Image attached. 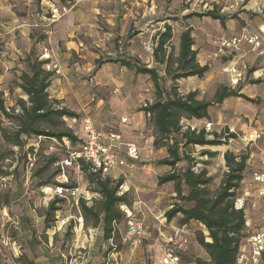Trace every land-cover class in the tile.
I'll return each mask as SVG.
<instances>
[{
	"label": "rangeland",
	"instance_id": "1",
	"mask_svg": "<svg viewBox=\"0 0 264 264\" xmlns=\"http://www.w3.org/2000/svg\"><path fill=\"white\" fill-rule=\"evenodd\" d=\"M42 2H45V6L52 7V3L49 4L46 0ZM171 3L172 0H142L137 3L130 0H82L75 4L70 13L51 25L47 20V7L43 9L38 0H0V99L4 100L8 109L15 108L19 112L17 100L27 99L16 86L20 73L27 70L25 59L28 55L41 57L48 49L51 56L48 59L49 70L55 71V66L61 70L60 74L55 71L56 76L49 93L54 96L61 91L67 92V99L60 100L61 105L72 108L81 115L79 119L64 118V126L83 137L85 122L91 119L98 131L105 135L110 132L117 133L121 136V141L126 143L124 137L130 125L122 123L123 117L120 114L124 110L118 111L117 108L120 103L126 102L127 109L134 108L136 111L141 110L145 104L152 103L156 98L153 82L149 76L136 75L132 69L113 63L98 65L97 62L119 58L136 60V56L129 55L131 40L128 35L130 31L135 33L134 30L141 28L146 34L139 43L142 59L138 60L141 64L151 66L157 34L153 30L155 27H163L164 20L179 22L181 18L176 12L171 14L174 17L167 16ZM197 5L196 10L202 9L200 3ZM132 9L137 12L134 17L125 16ZM150 10L156 13L151 14ZM259 15L253 13L250 17L254 19ZM258 19L264 21L263 18ZM196 26L198 45H201L205 36L217 37L220 29L214 20L201 24L198 21ZM69 41L77 43L79 48L63 59L68 63L66 67L70 71V74L65 75L54 52L65 56L64 50ZM177 50L176 47L175 54ZM153 65L162 76L161 86L166 92L176 85L178 91L184 94L192 89V85L203 83L199 78L175 83L166 75L163 66L156 63ZM198 98L212 100L214 88L202 89ZM260 103V99H255L254 104L246 101L235 110L222 105L214 106L210 110L209 120L183 121L184 126L197 131L206 128L209 139H213L214 133L236 135L228 145H181V153L195 161L193 171L198 173L205 168L212 176L211 190L215 191L220 187L227 172L224 160L227 150L237 155H253L255 158L263 153L264 142L257 141V144L250 145L244 141L247 132L259 126L257 121L264 115L261 111H255V104ZM0 127L11 131L15 124L0 114ZM152 134H155L154 127L147 117L146 135ZM175 138L181 141L180 136ZM221 140L225 142L224 137ZM31 148L34 150L31 151ZM154 150L156 158L152 157V160L149 156L141 160L134 170L130 168L131 173L126 172L125 177V181L131 186L127 191L131 205L129 207L135 219L144 222V229L140 234H130L128 219L125 217L117 225L115 241L106 242L101 227H86L76 203L77 196L83 197L88 205L98 204L101 197L90 190L92 187L78 166H66V155L62 146L56 140L32 137L26 139L25 147L21 151L0 135V264H163L165 249L170 242L177 246L182 245L183 263L196 258L209 260L208 254L197 240L201 235L208 236L203 225L198 222L182 225L181 216L172 222L166 221L165 212L174 203V185L169 183L158 186V179L151 178V170L162 175L171 170L170 167L158 164L159 160L167 156V149ZM51 154H56L60 159L54 164L52 171L59 164L65 166L63 175L56 179L75 184L78 187L77 196L73 197L69 192L59 194L52 185H40L44 179L39 175L38 169L46 164ZM123 154V157H127L124 152ZM187 166L188 162L183 161L177 170L182 171ZM117 170L119 168L112 169L109 176L117 179ZM251 174L252 172L250 176L246 175L245 184L250 180ZM144 176L149 177L147 181ZM133 179L138 180L142 189L138 191L133 187ZM246 188L247 185H244L243 189ZM55 196H65L66 202L56 215L55 225L46 230L43 216ZM261 204L264 205L263 202ZM112 243H115V247ZM240 253L248 256L252 254L249 240H243Z\"/></svg>",
	"mask_w": 264,
	"mask_h": 264
},
{
	"label": "trees",
	"instance_id": "2",
	"mask_svg": "<svg viewBox=\"0 0 264 264\" xmlns=\"http://www.w3.org/2000/svg\"><path fill=\"white\" fill-rule=\"evenodd\" d=\"M42 1L44 0H38L39 3ZM46 1L56 7L74 8L76 4V0ZM46 7L49 17L47 20L50 23L51 7ZM195 16L217 20L224 27L229 19L238 18L237 15L221 14L217 7L202 14H189L184 18L190 19ZM137 34L138 32L130 31L128 38L131 39ZM172 39L173 28L166 23L164 30L155 35L154 61L164 67L166 75L170 76L175 83L190 77L203 78L210 68L208 65L201 66L198 62V51L193 49L195 45L193 28L189 27L181 33L177 54H175V47L171 44ZM41 57L34 58L32 55H28L25 59L27 70L20 73L19 82L16 86L27 99L19 98L17 100V105L20 107L19 112H16L17 109L15 108L8 109L4 100L0 99V114L15 124L11 131L0 127V135L6 142L19 147L21 151L25 147L26 139L32 137L56 140L68 157L69 150L64 140L69 141L71 149H78L84 143V138L72 129L65 127L63 119H79L81 115L61 105L60 100L51 98L49 89L56 72L47 69L50 60ZM97 63L98 65L104 63L118 64L121 67L132 69L136 75L149 76L153 82L156 98L152 103L142 107L141 111L153 124L155 131L154 148L167 149V156L159 160L158 164L170 167L171 170L158 177L157 185L163 186L172 183L175 196L174 203L165 212V219L167 222H172L181 216L180 223L182 225L198 222L208 232L207 237L201 235L197 240L208 254L209 260L196 258L193 261L183 263L184 253L181 252L183 249H177L178 264H237L243 240H248L250 235L258 229V225L254 229H248L246 212L235 208L236 198L241 195L239 190H243L246 175L249 172L248 160L250 156L248 154L237 155L227 150L224 154L227 172L220 187L213 191L210 188L212 176L205 168L198 173L194 172L192 168L195 161L190 156L181 153V145H228L230 140L236 138V135L228 132V134L226 132L214 133L213 139H209L206 128L200 131L188 128V130L183 131L182 123L184 120H209L210 108L221 105L229 97H239L251 103H254L255 100L241 94L240 90L231 89L227 86H221L212 100L199 99L198 90L182 94L176 85H173L170 91L166 92L161 86L162 76L158 69L141 64L138 59L132 61L127 58H119ZM260 82H253V84ZM177 135L180 136L181 141L175 138ZM223 137L225 142L221 140ZM33 150L34 148H31V151ZM59 160L56 154H51L46 164L38 169L39 175H42L41 177L44 179L40 185L46 187L52 185L55 189L63 188L64 190L78 189L75 184L60 182L56 179L65 171L63 164H59L52 171V167ZM183 161L188 162L187 168L182 171L177 170L178 165ZM75 165L84 173L89 186L92 187L90 190L101 197L98 204L92 205H88L83 197L79 198L78 207L86 227H101L104 240L106 242L115 241L117 225L126 217L120 207L122 205L131 206L128 200V192L119 195L120 188L125 183V177L113 179L109 175H104L102 171H93L89 164L82 161ZM65 202V196H55L49 202L43 216L46 230L55 225L56 215L62 210V204ZM258 211L260 214L263 213L264 205L259 204ZM114 245L115 243H113Z\"/></svg>",
	"mask_w": 264,
	"mask_h": 264
},
{
	"label": "crops",
	"instance_id": "3",
	"mask_svg": "<svg viewBox=\"0 0 264 264\" xmlns=\"http://www.w3.org/2000/svg\"><path fill=\"white\" fill-rule=\"evenodd\" d=\"M81 1L82 0H76V4L81 3ZM117 1L120 2V1H125V0H117ZM130 1L137 3V1L139 2L142 0H130ZM198 3L201 4L200 8L203 6L202 9L200 10H196V7H198L197 5ZM45 5H46L45 2H41V6L43 7V9L46 8ZM215 7H217V9L223 15H227V16L237 15L238 18L229 19L226 22L225 27L222 26V24L219 21L214 20L220 26L218 36L215 38H212L211 36H205L203 40L201 41V45H198L196 36H195L196 27H197L196 22L199 21L200 24L207 23L208 21H211L212 19L207 18V17L199 18L196 16L190 19H187V20H183V18L192 13H201V14L205 13L209 10L214 9ZM134 10L135 9L129 10V13L125 16L134 17V13H137ZM174 12L179 14L178 17H181L179 22H174V21L172 22L171 20H168V19L163 21L164 26L167 23L171 25L173 28V39H172L171 44L175 47V49L176 47L178 49L179 44H180L181 33L187 28L192 27L193 37L195 40V45L193 46V49L198 51V56H197L198 62L200 63L201 66L208 65L210 68L209 72L203 78H199L200 80L203 81V83L197 86L192 85V89H189L184 94H187L190 91H195L197 89L198 91H202V89H207L210 87V88H214V95H215L221 86H227L231 89L240 90L241 94H244L247 97L252 98L254 100L260 99L261 100L260 105L255 104V107H256L255 111H261L262 113H264V41H263L264 35L260 33V28L264 26V21H262V19H258L259 17L264 19V15H263L264 0H194L193 3H191V0H172L167 16L174 17L171 15ZM150 13L155 14L156 11L150 10ZM253 13H257L258 15L259 14L260 15L259 17H255L256 19L255 18L251 19L250 16H252ZM151 26L155 27V25L153 24ZM164 26L155 27L156 29L153 30V32L155 31L159 32L161 30L163 31ZM134 31L138 32V34L130 39L131 45L129 49L130 50L129 55L136 56V59L138 58L142 59V55L140 54L141 46L139 45V43L141 42L140 40L142 39V37L146 34V31L141 28H137ZM250 35H259L260 37H262V47L259 50L253 49V46L248 44L247 42H243L237 48L225 50V52H223L220 48L219 44L221 40H230L232 38L250 36ZM78 48L79 46L77 43L69 41L68 43H66V50H64L65 56L59 55L56 51L54 52L56 61L60 63L61 66L63 67L62 69L65 75L70 74V71H68L66 67L68 63L64 62L63 59L69 57L73 51H78ZM223 61L225 63H222ZM155 63L156 62L154 61V58H153V64ZM153 64H151V66L148 64L147 65L149 67H154ZM231 67H235L240 72L243 73V77L241 81L239 82L238 86H233L231 83V75L228 74L227 72V70ZM247 73H250V74L247 75ZM246 75L250 77L247 78ZM194 78H198V77H190L187 79H182V81H189V79H194ZM257 81H261V82L258 84H253V82H257ZM65 93L67 92L61 91V92H58V94L54 96H51V95L50 96L55 99L64 100V99H67V96ZM243 101L246 102L244 99L239 98V97H229L225 99L221 105L224 108L235 110L238 106H241L242 103H244ZM248 104H254V103L248 102ZM125 106H126V102L120 103L117 109H119L118 111L124 110V113L120 114V116L123 117L122 123H125V125L127 126L130 125L128 126V130L126 131V136L124 137L126 141V143L124 144L133 143L137 146L138 151H139V158L138 160L135 161V166H134L135 168L139 166V164L141 163V160H144L145 158L149 156L153 160L152 157L156 156V154H154L155 150L153 146L154 135L153 134L151 136L146 135V115L145 113L142 112L141 110L135 111L134 108L127 109ZM73 107H76L78 109L77 106H73ZM70 109L74 110L72 108ZM262 116L263 117H261V119L257 121L259 123V126L254 127L253 130L264 127V115ZM124 120L126 121L124 122ZM191 121L200 122V120H195V119ZM253 130H249L247 134L249 135ZM258 141L264 142V139H260ZM257 143L258 142H255L251 145H255ZM123 150L125 151L124 148ZM248 164H249V171H251L252 173L256 171H263L264 170V150H263V153L257 158L251 155L249 157ZM130 168L131 167H123L117 170L115 172V175H116L115 178H119L121 176L127 177L126 172L131 173ZM134 168L131 170H134ZM250 173H248L249 176H250ZM151 174H152L151 178L152 179L155 178V180L158 179V177L162 175L159 173L156 174V171L153 172V170H151ZM143 178L144 180L147 181L148 180L147 178L149 177L144 176ZM250 181H251V178L245 184L247 185L246 189L251 191L253 195L252 201H256L259 205L262 203V200L257 198V195H256L257 194L256 190L259 187H255V186L249 187ZM125 182H126L125 190L127 192L131 186L130 184H128L127 181ZM133 187H136L138 191L142 189V185L136 179H133ZM138 205H141L140 202H138ZM257 214H260L258 209H252L251 218L247 221L248 229H254V227L259 225Z\"/></svg>",
	"mask_w": 264,
	"mask_h": 264
},
{
	"label": "built area",
	"instance_id": "4",
	"mask_svg": "<svg viewBox=\"0 0 264 264\" xmlns=\"http://www.w3.org/2000/svg\"><path fill=\"white\" fill-rule=\"evenodd\" d=\"M72 9L73 8L67 6L56 7L52 5V17L49 24L52 25L53 23H56L62 17L70 13ZM260 33L264 35V26L260 28ZM243 42H247L248 44L252 45L253 49L259 50L262 47V37L259 35L242 36L232 38L230 40H221L219 45L221 50L225 52V50L239 47ZM50 57L49 51L46 49L42 55V58L50 59ZM47 68L50 69V64L47 66ZM54 69L57 73H61L59 67L55 66ZM227 72L231 75L232 85L238 86L243 77V73L235 67L229 68ZM125 121L126 120H124V122ZM84 127V143L78 149H71L69 141L64 140V143L69 150V155L64 161L66 166L78 164L82 161L89 164L93 171H102L104 175H109L110 171L115 168H134L135 161L139 158V151L135 144H124L121 141V136L117 133L110 132L108 135L103 134L102 132L98 131L97 128H95L91 119L86 120ZM192 129L194 130V128ZM186 130H188V126L183 125V131ZM260 139H264V127L253 130L248 136H246L244 141L251 145ZM123 147H125V151L123 150ZM123 152L127 157H123ZM254 186L259 187L256 190V195L257 198L261 199L264 203V170L256 171L251 174L249 187ZM55 190H57L59 194L69 192L73 197L77 196L78 193L77 189L64 190L63 188H56ZM125 192L126 190H124L123 185L120 188L119 195H123ZM239 192L241 195L236 198L235 208L237 210H244L246 212L248 221L251 218L252 209H258V203L256 201H252L253 195L250 190L243 189L239 190ZM79 198V196L76 197V203H78ZM120 208L128 219L130 234H140L144 229V222L135 219L132 209H130L129 206L122 205ZM258 221V229L248 238L252 247V254L248 256L244 253H240L237 259V264H264V212L259 215ZM111 245L113 246V243ZM177 249H182V245L177 246V244H173L172 242L167 244L163 256V264L179 263V256L176 254Z\"/></svg>",
	"mask_w": 264,
	"mask_h": 264
}]
</instances>
